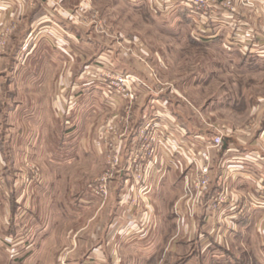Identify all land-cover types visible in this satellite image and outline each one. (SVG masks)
I'll return each instance as SVG.
<instances>
[{"label": "rangeland", "instance_id": "obj_1", "mask_svg": "<svg viewBox=\"0 0 264 264\" xmlns=\"http://www.w3.org/2000/svg\"><path fill=\"white\" fill-rule=\"evenodd\" d=\"M170 3L63 0L65 24L48 23L27 53H13L14 36L9 43L7 27L0 32V102H11L2 84L13 78L8 88L21 103L0 112L1 264H264V232L223 235L227 224H199L211 196L224 184L231 189V151L261 165L264 186V0L217 7L225 27L192 22ZM65 62L66 107L57 114L48 100L31 98L48 96ZM128 75L129 83L118 81ZM153 118L175 126L189 148L171 154L153 142L156 161L135 181L128 157ZM221 133L228 149L213 155L210 182L195 199L186 189L194 175L189 149L199 158Z\"/></svg>", "mask_w": 264, "mask_h": 264}, {"label": "crops", "instance_id": "obj_2", "mask_svg": "<svg viewBox=\"0 0 264 264\" xmlns=\"http://www.w3.org/2000/svg\"><path fill=\"white\" fill-rule=\"evenodd\" d=\"M29 1V0H28ZM26 0H0V32L3 34L6 30V36H10L9 43L13 38V53L17 52H29L35 48L37 45V34L41 38L44 33L49 31L48 23L55 22L54 24L56 27H62L65 22H63V18H67L68 10L64 6H62L63 0H34V2H28ZM162 1V0H161ZM165 2H171L170 4L174 7H183L182 9H186L188 11L187 5L188 0H164ZM222 21L220 18L217 23ZM222 27H225L222 23H220ZM59 29V28H58ZM63 31V29L61 28ZM228 35V34H226ZM217 35L209 36L211 38H216ZM61 47H63L61 45ZM244 48V47H243ZM62 49V48H61ZM63 50V49H62ZM12 66H9L11 68ZM61 64V77L60 80L55 78L54 83L55 86L51 92L47 94H38L36 93V99L31 98V100H40L46 101L48 100V106L54 109L57 114L59 112L63 113L65 105V91L63 89L67 87L68 84V66L67 62L64 64L65 68V75L63 76ZM13 78L5 79V82L2 84L4 86L3 90H6V95L10 96L11 102H0V112L1 115L6 116L8 112L17 111L21 107V103L17 102V90L8 88L9 85L12 83ZM59 85V88L57 87ZM8 98V96H7ZM12 98V99H11ZM42 98V99H41ZM36 107V106H35ZM47 107L46 104L38 105L36 108ZM237 149L239 152L246 151V149H240L238 144H236ZM249 149V148H248ZM247 149V150H248ZM227 150V149H226ZM232 152V158H235L233 161L234 164L228 165V169L233 177L231 180V189L228 187V194L231 197L227 199V201L222 204V208L219 209L220 211L211 212V214L217 215V221L213 218V215H210L203 212V221L199 224H227L226 230L224 231L227 234L228 230H236L237 236L245 237L246 234L252 231L253 238H255L256 232L262 231L264 232V204L262 205H254L253 201L258 196L260 192V172L258 174V168H260V164L252 160L251 164L248 166L245 162V157L238 156L237 154ZM237 152V151H236ZM243 154V153H240ZM239 154V155H240ZM244 155V154H243ZM234 156V157H233ZM4 160V164H6V160ZM250 161V160H249ZM8 165V164H6ZM171 166V164H169ZM6 177H0L1 182H3ZM259 179V180H258ZM124 188L126 186V182L122 181ZM12 184L7 179V186L4 185L2 189L6 193ZM234 185V186H233ZM230 189V190H229ZM119 194L121 197L120 203H124L126 196L128 194L127 191L123 190ZM212 193H207V195L211 196ZM7 195V194H6ZM9 195V193H8ZM209 198V196L207 197ZM209 201V200H208ZM207 201V202H208ZM119 211L122 212L121 205ZM233 206V208H232ZM119 212V213H120ZM208 217V219H207ZM130 223V222H129ZM192 223V222H191ZM189 223V224H191ZM195 223V222H194ZM196 224V223H195ZM12 225V229L15 228L16 224ZM2 224H0V229ZM11 229V230H12ZM2 231V229H1ZM4 234V233H3ZM1 236H3L1 234ZM3 242L5 238H2ZM6 241V240H5ZM0 245H2L0 243ZM256 245V244H255ZM4 258V256L0 255V259ZM1 264V263H0ZM3 264V263H2Z\"/></svg>", "mask_w": 264, "mask_h": 264}, {"label": "built area", "instance_id": "obj_3", "mask_svg": "<svg viewBox=\"0 0 264 264\" xmlns=\"http://www.w3.org/2000/svg\"><path fill=\"white\" fill-rule=\"evenodd\" d=\"M239 0H188L189 4L188 15L189 18L195 23H206L212 22L217 23L219 18L215 16L214 10L217 7L224 9H232L234 7L235 2ZM129 79H131V75L125 76L124 78H119L118 81L121 83H129ZM128 98L132 99L133 95L128 94ZM128 112V111H127ZM126 112V114H128ZM155 118L151 119L145 125H143L137 135L135 140V150L130 152L128 161H127V169L133 177L135 181L142 180L146 178L149 172V168L152 167V164L156 161V155L154 149H149L153 142H159L162 144L164 142L165 145L169 146L168 152L171 154L173 152L181 153V151L186 152L188 150V145L186 141H184L181 137L178 136V132L175 126L169 125L170 123L166 122V124H161L159 121H155ZM227 138L224 134H217L209 141L204 142V149L200 153V157L198 158L195 153L190 151L189 149V159L194 166V175L191 179L190 183L186 184V189L191 191L195 190L196 196L195 199L198 198L203 192V190L207 187L210 182L211 176V165H212V157L214 154L221 155V153L226 149ZM138 145V146H137ZM143 150L145 151L143 153ZM149 152L151 159H147L144 156ZM114 157L112 158L111 168L115 169L117 166L119 158V147L115 149ZM182 154V153H181ZM122 170V169H121ZM119 170V171H121ZM157 171V170H156ZM110 177V172L105 174L99 182V185L96 190V194L99 196L107 195V178ZM142 191L146 190L145 186H142ZM147 191V190H146ZM230 198L227 193V186L224 184L223 188L218 191L215 196H211L209 199V205L206 207V210L216 211L221 208V205L224 204L227 199ZM254 205H262L264 204V186L263 189L260 188V192L258 196L253 201Z\"/></svg>", "mask_w": 264, "mask_h": 264}, {"label": "trees", "instance_id": "obj_4", "mask_svg": "<svg viewBox=\"0 0 264 264\" xmlns=\"http://www.w3.org/2000/svg\"><path fill=\"white\" fill-rule=\"evenodd\" d=\"M226 143H227V141H226ZM226 149H228V144L226 145ZM207 193H208V192H206V194H205V196H204L206 199H207L208 196L210 197V195H207ZM211 195H212V194H211ZM205 198H204V199H205ZM206 199H205V200H206Z\"/></svg>", "mask_w": 264, "mask_h": 264}]
</instances>
